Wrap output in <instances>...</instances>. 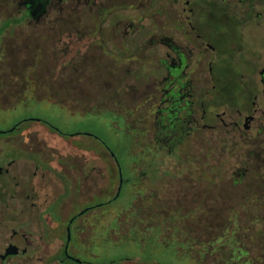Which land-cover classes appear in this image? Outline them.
<instances>
[{
    "label": "flooded vegetation",
    "instance_id": "obj_1",
    "mask_svg": "<svg viewBox=\"0 0 264 264\" xmlns=\"http://www.w3.org/2000/svg\"><path fill=\"white\" fill-rule=\"evenodd\" d=\"M248 28L264 31V0H0V106L133 137L121 165L45 119L0 130V264H140L109 256L110 220L150 258L264 264V49L244 48ZM240 232L260 255L238 252Z\"/></svg>",
    "mask_w": 264,
    "mask_h": 264
},
{
    "label": "rangeland",
    "instance_id": "obj_2",
    "mask_svg": "<svg viewBox=\"0 0 264 264\" xmlns=\"http://www.w3.org/2000/svg\"><path fill=\"white\" fill-rule=\"evenodd\" d=\"M224 40V35L222 34ZM264 39V31L258 33V31L253 30L252 28H248L246 31L245 36H239L238 38L241 39L242 44L245 49H264V45L258 44L256 39L259 38ZM22 102L20 99L19 101L16 100L8 106V109L5 108V105L2 104L0 106V130L11 128L16 123L24 120L36 119L38 121H43L44 119L49 121L50 124L56 127L58 133L60 134L59 137L66 142L71 143L72 145H89L94 144L95 147H100L101 145L108 147L116 156V159L120 161L121 165L124 164L128 160L127 156H129L130 152L128 148L129 139L131 140L133 137H127L122 135H116V133L120 134L123 132L122 130H116L113 124V120H109L108 118H101V117H92L87 119H57L52 117L49 110L43 106L39 105L35 102ZM118 124L122 125L121 122ZM25 127L32 126L31 122H27L24 124ZM81 134L78 136H73L75 134ZM133 142V141H132ZM125 204L127 200L123 201ZM263 215H254V221L256 226H254L253 232L254 233V240L258 239V236L261 235L264 223L262 222ZM119 227V228H118ZM163 224H160V228L162 229ZM110 233V240L117 239L120 248L110 247L109 256L111 258H117L118 255H125L127 258H135L136 261L139 260L140 264H198L193 262L194 253L189 254L187 253L188 249L181 251V253H177L173 250L170 251H162L161 249H152L149 246V250L151 252L152 258L149 257L148 254L142 252L141 246V239L138 235L134 232L133 229L129 230V228H125L124 226L118 224H114V221L110 220V224L108 225ZM261 231V232H260ZM249 233V232H248ZM245 232L238 233L240 241V245L238 244V249L243 255L245 250H248L250 246L252 247V252H249L248 255H260L261 248L257 245L258 241H254V245L249 241L246 242L245 239ZM160 233L156 231L152 236L155 238H159ZM153 239V238H152ZM162 239V238H160ZM243 248V250L241 249ZM143 253V254H142ZM178 255L184 254L185 258L180 259L177 257ZM190 257L188 258V256ZM245 256V257H246ZM244 258V257H243ZM237 264H246V263H237Z\"/></svg>",
    "mask_w": 264,
    "mask_h": 264
}]
</instances>
